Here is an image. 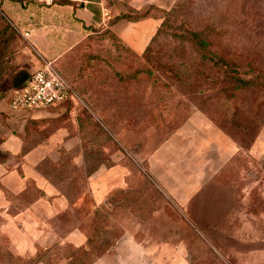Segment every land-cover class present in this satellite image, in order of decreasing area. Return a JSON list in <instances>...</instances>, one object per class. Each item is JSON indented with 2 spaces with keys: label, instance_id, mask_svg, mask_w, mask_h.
Instances as JSON below:
<instances>
[{
  "label": "rangeland",
  "instance_id": "rangeland-1",
  "mask_svg": "<svg viewBox=\"0 0 264 264\" xmlns=\"http://www.w3.org/2000/svg\"><path fill=\"white\" fill-rule=\"evenodd\" d=\"M124 4L134 16H161L164 23L145 54L103 26H78L66 46L65 26L53 32L55 45L40 46L51 50L52 56L43 57L72 86L74 98L63 105L76 109L77 148L84 155L81 167L68 151L44 170L76 202L61 231L76 226L91 241L89 249L68 260L71 245L56 240L49 252L32 258L13 253L0 235V264H31L42 256L53 264H87L125 231L154 249L155 264H264V0ZM52 18L62 23L60 14ZM6 26L14 31L11 70L28 75L36 52L1 11L0 44ZM237 79L253 84L241 87ZM19 83L10 71L0 89L5 96ZM113 165L109 180L115 186L106 198L112 208L92 214L88 174ZM219 222L222 233L238 241L211 254L203 239Z\"/></svg>",
  "mask_w": 264,
  "mask_h": 264
},
{
  "label": "crops",
  "instance_id": "crops-1",
  "mask_svg": "<svg viewBox=\"0 0 264 264\" xmlns=\"http://www.w3.org/2000/svg\"><path fill=\"white\" fill-rule=\"evenodd\" d=\"M127 5L124 0H1L0 11L21 35L28 33L24 38L36 52V56L33 55L35 69L43 60L51 61L44 58L52 56L51 50L46 53L41 45H55L51 41L53 32L65 30V26L67 31L62 34L61 45L69 44L78 26H103L130 50L141 54L156 32L160 19H121L107 26L110 18L130 10ZM53 13L60 14L62 23L52 18ZM8 95L0 98V152L4 153L3 160H0V235L9 240L13 253L22 256H33L56 240L74 247L84 246L88 236L79 228L75 226L61 231L59 227L66 212L72 210L70 208L76 206V202L69 200L60 187L38 169L45 161L58 163L61 155L68 151H74L71 158L75 165H83L81 146L77 148L81 140L76 134V109L63 103L48 109L14 112L8 108ZM186 143L192 150L188 135ZM183 144H178L175 150L183 151ZM208 144L218 149L216 141L210 140ZM193 150L195 152V148ZM115 171V165L98 167L88 176L92 214L101 206L112 208L113 202L106 198L115 186L109 180ZM190 187L193 191L196 186ZM15 195L21 196L15 199ZM154 252L136 241L131 232L125 231L91 264H150L149 260L155 264Z\"/></svg>",
  "mask_w": 264,
  "mask_h": 264
},
{
  "label": "trees",
  "instance_id": "trees-1",
  "mask_svg": "<svg viewBox=\"0 0 264 264\" xmlns=\"http://www.w3.org/2000/svg\"><path fill=\"white\" fill-rule=\"evenodd\" d=\"M130 11V10H129ZM126 12V13H121V14H118L112 18H110L107 22V26H110L111 24H113L114 22L118 21V20H121V19H125V20H129V21H139V20H142L144 18H149V17H152V18H158V19H161V16H155V15H151V14H144L142 16H134L133 13H130V12ZM166 15H169V11H166L165 12ZM163 13V14H165ZM163 21H160V24L156 30V32L154 33V35L151 37L150 39V42L148 43V45L145 47V49L142 51L141 54H145L147 52V50L149 49V44L154 40V38L157 36V34L160 32V28L161 26L163 25ZM109 30V29H108ZM111 32V31H110ZM112 33V32H111ZM1 34L3 35V37L6 38L5 41L2 42V44H0V85L1 83L4 81V79H6L8 73L10 71H13L15 72V74H18L19 75V85L17 86L16 89H19L21 88L25 82L28 80L31 72L27 75V74H24V73H21L22 71H16L15 70H11V66H10V61H11V51H9V45H10V42L14 39L13 38V35H14V31L10 28V27H4V29L2 30ZM113 34V33H112ZM114 35V34H113ZM115 36V35H114ZM193 39H194V43L196 46L200 47V44L199 42L197 41V35L196 34H193ZM199 50V49H198ZM214 64H216V66H219V63H217V61H213ZM238 81V84L239 86L241 87H248L250 85L253 84V81L251 79H248V80H244V79H237ZM4 96V94L2 93V89H0V98H2ZM66 153L64 152L62 155H61V159L58 161L60 162L64 155ZM3 157H4V153L0 152V160H3ZM51 162L49 161H45L42 163V165H40V167L38 168L40 173L47 176V172L44 170V168L47 167V164H50ZM83 164H84V158H83ZM98 168V166L96 168H94L89 174L88 176L94 172L96 169ZM48 177V176H47ZM49 178V177H48ZM50 179V178H49ZM99 208V207H98ZM97 209V208H96ZM95 209V210H96ZM94 213V212H93ZM194 225L198 227L199 230H202L204 232H206V228L205 226H201V223L197 222V221H194ZM196 227V228H197ZM224 223H218L216 226H210L208 229H212V230H215V232H207L205 234V238L203 239V243L205 245H207V252L211 253V254H214V252H218V253H221L222 250H225V248H228L232 242L233 243H236L238 241V238L236 237H232V236H228V235H224L222 233V230L224 229ZM89 243H91V241L89 240V238L87 237V240H86V243L84 246H81V247H74L71 245L72 249H73V253L70 254V257H68V260H71L73 255L77 254L78 251L80 250H88L89 249ZM113 244H111L110 246H108L106 249L110 248ZM232 246V245H231ZM105 249V250H106ZM104 250V251H105ZM46 251H50V247H47V248H41L39 249L33 256H31L32 258H35L38 254H40L41 252H45L47 253ZM50 256V254H49ZM45 256H42V258L40 259H37L36 261L32 260V263L31 264H37L38 262H43L44 264H53L52 261H47L45 259L48 258H44ZM98 256H96L93 260H91L89 263L87 264H91ZM190 261H193V259L190 257Z\"/></svg>",
  "mask_w": 264,
  "mask_h": 264
},
{
  "label": "built area",
  "instance_id": "built-area-1",
  "mask_svg": "<svg viewBox=\"0 0 264 264\" xmlns=\"http://www.w3.org/2000/svg\"><path fill=\"white\" fill-rule=\"evenodd\" d=\"M27 35V32L22 33L23 37ZM74 95L72 86L58 73L52 61L43 60L21 88L9 93L8 108L14 112L48 109L66 103Z\"/></svg>",
  "mask_w": 264,
  "mask_h": 264
}]
</instances>
